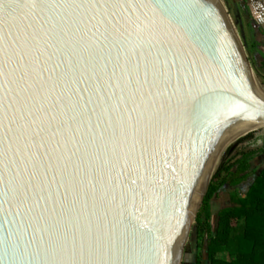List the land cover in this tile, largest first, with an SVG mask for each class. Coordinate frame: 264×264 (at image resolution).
<instances>
[{
  "label": "water",
  "instance_id": "95a60500",
  "mask_svg": "<svg viewBox=\"0 0 264 264\" xmlns=\"http://www.w3.org/2000/svg\"><path fill=\"white\" fill-rule=\"evenodd\" d=\"M252 75L221 0H0V264H181Z\"/></svg>",
  "mask_w": 264,
  "mask_h": 264
},
{
  "label": "trees",
  "instance_id": "16d2710c",
  "mask_svg": "<svg viewBox=\"0 0 264 264\" xmlns=\"http://www.w3.org/2000/svg\"><path fill=\"white\" fill-rule=\"evenodd\" d=\"M264 84V61L261 64ZM254 135L249 134L237 141L242 144ZM262 147L256 150L241 149L233 158H228L231 149L213 176L199 213L196 216V236L206 239V253L209 264H264V167L255 175L244 194L235 193L234 206L222 209L216 217L215 229H211L209 202L224 186L237 188L252 171L253 158L264 155ZM237 192V191H235ZM241 223V224H240ZM241 225V232L235 234ZM224 251L228 259L218 258ZM196 264H200L197 262Z\"/></svg>",
  "mask_w": 264,
  "mask_h": 264
},
{
  "label": "rangeland",
  "instance_id": "374dc122",
  "mask_svg": "<svg viewBox=\"0 0 264 264\" xmlns=\"http://www.w3.org/2000/svg\"><path fill=\"white\" fill-rule=\"evenodd\" d=\"M226 13L235 29L239 38L240 44L244 51V55L250 65V68L257 79V82L264 88L263 72L261 64L264 61V0H221ZM264 128V127H262ZM261 127L256 128L250 134H253V139L237 144L234 142L228 149H231L228 158H233L235 153L241 149L256 150L262 147V141H256L261 132ZM227 149V150H228ZM226 150V152H227ZM226 152L222 161L226 156ZM221 161V163H222ZM220 163V165H221ZM261 165H254L253 169L244 180V182L237 188L231 186H224L218 194L209 202V215L211 229H215L216 217L219 211L225 208L234 206L233 197L235 193L244 194L252 183L255 175L262 168ZM237 191V192H235ZM201 208V206H200ZM200 209L198 210L199 213ZM197 213V214H198ZM196 221V220H195ZM241 224V223H240ZM241 225L235 234L241 232ZM196 222L192 225L187 240L185 242L183 253L181 257V264H209V258L206 253V239L197 238L196 236ZM221 259H228L224 251H221L218 256Z\"/></svg>",
  "mask_w": 264,
  "mask_h": 264
},
{
  "label": "bare ground",
  "instance_id": "6f19581e",
  "mask_svg": "<svg viewBox=\"0 0 264 264\" xmlns=\"http://www.w3.org/2000/svg\"><path fill=\"white\" fill-rule=\"evenodd\" d=\"M219 1V0H216ZM252 86L256 94L264 100V88L257 82L256 77L254 74L252 75ZM261 127V130H264V125L260 124H242L238 125L232 134L231 137H228L226 139H221L214 148L213 154L210 157L206 168L204 169V172L201 175L199 185L197 188V192L194 195V197L191 200V204L189 206V214H188V227H191L192 221L194 218L195 213L198 211V208L200 206L201 199L203 198L208 182L213 175L214 171L217 169V167L220 165L223 156L225 154V151L238 139L242 138L246 134L251 133L252 131L256 130V128ZM189 235V233H188ZM188 238V237H187ZM187 240V239H186ZM186 242V241H185Z\"/></svg>",
  "mask_w": 264,
  "mask_h": 264
},
{
  "label": "crops",
  "instance_id": "0c3cea01",
  "mask_svg": "<svg viewBox=\"0 0 264 264\" xmlns=\"http://www.w3.org/2000/svg\"><path fill=\"white\" fill-rule=\"evenodd\" d=\"M256 164L257 165L263 164L262 168L264 167V155H259V156H257V157H255V158L252 159V161H251L252 170L255 169L254 165H256Z\"/></svg>",
  "mask_w": 264,
  "mask_h": 264
}]
</instances>
